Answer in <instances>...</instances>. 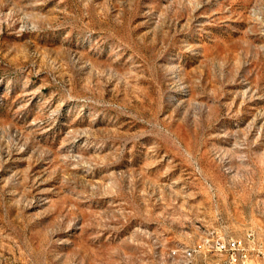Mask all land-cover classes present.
I'll return each mask as SVG.
<instances>
[{"label":"rangeland","instance_id":"obj_1","mask_svg":"<svg viewBox=\"0 0 264 264\" xmlns=\"http://www.w3.org/2000/svg\"><path fill=\"white\" fill-rule=\"evenodd\" d=\"M250 234L264 0H0V264H186Z\"/></svg>","mask_w":264,"mask_h":264},{"label":"built area","instance_id":"obj_2","mask_svg":"<svg viewBox=\"0 0 264 264\" xmlns=\"http://www.w3.org/2000/svg\"><path fill=\"white\" fill-rule=\"evenodd\" d=\"M190 264H197L198 258L204 254L221 256L216 264H251L255 258L264 264V244L259 242L253 234L245 239L218 238L206 239L196 247H190Z\"/></svg>","mask_w":264,"mask_h":264},{"label":"bare ground","instance_id":"obj_3","mask_svg":"<svg viewBox=\"0 0 264 264\" xmlns=\"http://www.w3.org/2000/svg\"><path fill=\"white\" fill-rule=\"evenodd\" d=\"M184 252H185L186 264H190V259H191V250H190V247L187 248L186 250H184Z\"/></svg>","mask_w":264,"mask_h":264}]
</instances>
